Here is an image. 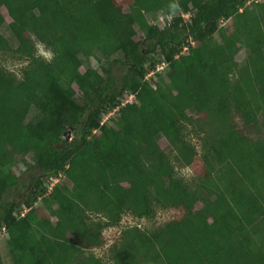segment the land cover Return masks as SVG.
Wrapping results in <instances>:
<instances>
[{
	"label": "trees",
	"instance_id": "trees-1",
	"mask_svg": "<svg viewBox=\"0 0 264 264\" xmlns=\"http://www.w3.org/2000/svg\"><path fill=\"white\" fill-rule=\"evenodd\" d=\"M0 50L29 60L20 79L0 67V229L14 264H104V229L155 206L181 215L126 228L111 264H264V0H0ZM195 121L205 166L188 182L174 168L197 158L183 136ZM19 162L34 185L8 201Z\"/></svg>",
	"mask_w": 264,
	"mask_h": 264
},
{
	"label": "rangeland",
	"instance_id": "rangeland-1",
	"mask_svg": "<svg viewBox=\"0 0 264 264\" xmlns=\"http://www.w3.org/2000/svg\"><path fill=\"white\" fill-rule=\"evenodd\" d=\"M189 14H184L185 18H188ZM7 17V15H6ZM8 19V17H7ZM3 34L9 39L11 46L16 47L17 41L13 34L11 33L7 24L2 27ZM139 37V36H138ZM36 56L45 58L46 60H50L53 56L52 52L44 46L42 43H37L36 45ZM29 60L25 58H20L17 53L14 51H3L0 50V67L3 68L6 72L15 75L17 78L22 77L23 68L28 64ZM107 64H112V61H106ZM79 64V63H78ZM166 68V67H165ZM164 69L156 70V73L152 75H148V78H145V85H148L150 79L157 78L160 74L159 72H163L162 75L166 74ZM125 70V66H121L120 64L114 66V72L118 78L123 75ZM114 114L108 115L104 117V121L113 116ZM206 125L201 126L199 122L195 121L194 123H187L185 128L183 129V136L185 140L195 146L198 155L192 166H176L174 168V175L176 177H182L185 181L191 182L196 176L197 172H201L205 166L202 156L206 153V141L208 137V133ZM164 144V143H163ZM30 160V159H29ZM12 170L20 177V185L18 188L9 190L7 192L6 198L8 201H12L14 198L19 200L23 198L26 194V188L34 185V176L37 174L35 169H28V166L24 162H19L17 165L12 166ZM214 176L216 180L220 183L223 181L224 177L219 169L214 172ZM58 181V178H51L48 183V191H50L51 187ZM28 189V188H27ZM34 206L40 207L46 210L45 205L43 204L41 198L37 202H33ZM155 213L151 218L138 219L136 216L131 215L129 213L124 214L123 219L120 223L115 226L106 227L103 231L105 244L100 248L94 249L95 254L102 258L104 264H111L112 262V253L115 251V245H119L122 242L123 238H121L123 231L130 226L137 225L142 230H153L160 224L181 215V212L176 209H163L159 206H155ZM27 211L26 206H23L22 214ZM87 214L91 218V220H102L107 221L108 218L105 214L99 213L97 211L89 210ZM61 225V222H59ZM126 241L127 236H124ZM8 237L6 233V229L4 227L0 229V250L3 255V263L2 264H14L11 254L10 247L8 246ZM15 245L19 250L24 249V242L21 239H16Z\"/></svg>",
	"mask_w": 264,
	"mask_h": 264
},
{
	"label": "built area",
	"instance_id": "built-area-1",
	"mask_svg": "<svg viewBox=\"0 0 264 264\" xmlns=\"http://www.w3.org/2000/svg\"><path fill=\"white\" fill-rule=\"evenodd\" d=\"M163 20V19H162ZM168 66V63L167 62H162L161 64H159L158 66H157V70H161V69H164L165 67H167ZM153 73H156V71H152V72H150L149 74H147L146 75V77L148 78V75L150 76V75H152ZM145 77V78H146ZM134 99V95H129L126 99H124V100H122V104H125L126 102H128V101H132ZM112 114V112L111 113H108V115H111ZM108 115H106V116H108Z\"/></svg>",
	"mask_w": 264,
	"mask_h": 264
},
{
	"label": "clouds",
	"instance_id": "clouds-1",
	"mask_svg": "<svg viewBox=\"0 0 264 264\" xmlns=\"http://www.w3.org/2000/svg\"><path fill=\"white\" fill-rule=\"evenodd\" d=\"M177 5L175 4V3H173V4H171L170 5V9H171V11L173 12V13H175V11L177 10ZM135 97V96H134ZM127 98V97H126ZM126 98H124V99H126ZM123 99V100H124ZM128 102H130V101H128ZM128 102H126V103H128ZM125 103V104H126ZM121 104H122V102H121ZM125 104H122V105H125ZM115 111H116V109L112 112V114H114L115 113ZM109 113H111V112H109ZM108 115V114H107ZM105 117H106V115H105Z\"/></svg>",
	"mask_w": 264,
	"mask_h": 264
}]
</instances>
